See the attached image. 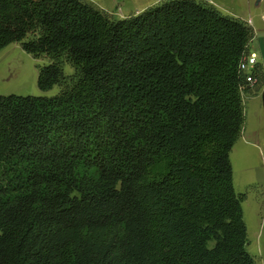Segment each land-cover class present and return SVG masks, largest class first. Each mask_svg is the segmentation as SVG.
Here are the masks:
<instances>
[{"label": "trees", "instance_id": "16d2710c", "mask_svg": "<svg viewBox=\"0 0 264 264\" xmlns=\"http://www.w3.org/2000/svg\"><path fill=\"white\" fill-rule=\"evenodd\" d=\"M253 37L203 0H0V50L60 87L0 94V264H255L230 160Z\"/></svg>", "mask_w": 264, "mask_h": 264}, {"label": "rangeland", "instance_id": "374dc122", "mask_svg": "<svg viewBox=\"0 0 264 264\" xmlns=\"http://www.w3.org/2000/svg\"><path fill=\"white\" fill-rule=\"evenodd\" d=\"M115 19L142 13L164 0H84ZM212 4L223 15L245 21L253 28L255 40L250 43L255 51L257 65L264 68V0H203ZM50 62L46 55L35 57L27 53L21 42H13L0 50V94L56 95L60 87L41 91L37 84L38 67ZM259 63V64H258ZM73 68L65 64L66 75ZM261 93H243L245 124L244 134L230 153L234 188L246 193L242 202L244 221L248 232V251L255 264H264V108Z\"/></svg>", "mask_w": 264, "mask_h": 264}, {"label": "built area", "instance_id": "2783aa9c", "mask_svg": "<svg viewBox=\"0 0 264 264\" xmlns=\"http://www.w3.org/2000/svg\"><path fill=\"white\" fill-rule=\"evenodd\" d=\"M256 54L255 53H250L249 56L241 63V69L247 73L250 74L253 66L256 64L257 59H256ZM252 83H254V80H250Z\"/></svg>", "mask_w": 264, "mask_h": 264}, {"label": "crops", "instance_id": "0c3cea01", "mask_svg": "<svg viewBox=\"0 0 264 264\" xmlns=\"http://www.w3.org/2000/svg\"><path fill=\"white\" fill-rule=\"evenodd\" d=\"M254 40H255V35H254V37H253L251 43H252ZM251 49H252V48H251V44H250V53H255V54H257L255 51H253V50H251ZM257 58H258V56H257ZM257 60H258V59H257ZM258 64H259V63H258ZM263 90H264V85H263V86H260V85H259V86H256V87H255L254 89H252L251 91L246 92V93H247V94H250V95H256V97H258L257 94L263 92ZM261 102H262V105H263L262 94H261ZM243 103H244V98H243ZM263 108H264V106H263ZM244 124H245V123H244ZM243 134H244V126H243L242 134H241L240 137H242Z\"/></svg>", "mask_w": 264, "mask_h": 264}, {"label": "water", "instance_id": "95a60500", "mask_svg": "<svg viewBox=\"0 0 264 264\" xmlns=\"http://www.w3.org/2000/svg\"><path fill=\"white\" fill-rule=\"evenodd\" d=\"M262 101H263V106H264V90L262 92Z\"/></svg>", "mask_w": 264, "mask_h": 264}]
</instances>
